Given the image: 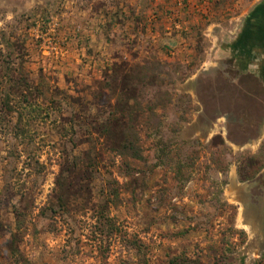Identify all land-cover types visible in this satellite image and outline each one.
<instances>
[{
    "label": "rangeland",
    "instance_id": "1",
    "mask_svg": "<svg viewBox=\"0 0 264 264\" xmlns=\"http://www.w3.org/2000/svg\"><path fill=\"white\" fill-rule=\"evenodd\" d=\"M262 1L77 0L116 23L108 65L94 68L99 48L70 42V0H0L1 264L15 263L11 240L31 264H264V140L247 146L264 89L238 75L250 68L239 57L264 66V10L260 34L243 28ZM49 23L67 48L58 58L42 53ZM137 75L142 109L129 85L119 107H138L142 160L91 129ZM91 150L97 167L60 194L61 165Z\"/></svg>",
    "mask_w": 264,
    "mask_h": 264
},
{
    "label": "trees",
    "instance_id": "2",
    "mask_svg": "<svg viewBox=\"0 0 264 264\" xmlns=\"http://www.w3.org/2000/svg\"><path fill=\"white\" fill-rule=\"evenodd\" d=\"M137 76L139 81H137L134 76L126 77L125 84L122 85L120 91L117 92V89L114 90L113 94L116 95L119 105L115 106L111 111L108 112V115L104 122L102 121L92 124L91 129L95 133L101 135L105 139V142L103 141V143L117 155L128 156L142 160L144 159V149L140 142L141 137L139 129L133 120V113L137 111L135 109H137L138 107H141L140 109H142L141 102L138 99L144 96V92H142L141 88L139 87V85H141L140 82L144 80V78L140 75ZM128 85L130 87H134L136 90L133 98L135 101H137L138 107L135 105L136 108H134L133 105H131L128 106L126 111H124V105L123 109L122 107L120 109L119 106L125 98V93L129 91ZM148 108L152 112L153 106L149 105ZM125 116L128 117V121L126 124H122L120 120H122ZM19 117H22L21 113L19 114ZM96 121L95 119H93L91 122ZM89 153L90 154L85 153V156L77 155L71 159L67 158L65 163L61 165L59 174L56 179V185L58 189H60V194L64 195L66 193H69L70 189H77L78 186H81V184L83 183V179L88 178V174H91L92 170L94 169H92V167H97L98 160L91 156L92 150ZM78 170L82 171L81 175L80 173H76ZM62 195H59L57 200L62 201ZM59 201H57V204L61 206L62 203H59ZM14 215L16 218V227L17 229H20L25 222L26 215L24 211H22L18 207H15ZM10 246L12 253L16 258L14 264H31L28 259H26L19 253V249L13 245L12 240L10 241ZM169 264H174L173 259Z\"/></svg>",
    "mask_w": 264,
    "mask_h": 264
},
{
    "label": "crops",
    "instance_id": "3",
    "mask_svg": "<svg viewBox=\"0 0 264 264\" xmlns=\"http://www.w3.org/2000/svg\"><path fill=\"white\" fill-rule=\"evenodd\" d=\"M69 1V0H67ZM71 5V13L74 16L75 25H73L71 30V36H70V42L73 45H81L83 47L79 48L80 50H83L85 52V48H87L88 44H92L93 46H96L99 48V54L101 57H97V63L93 62L89 67H96V65L105 66L108 65V57L107 51H106V43L105 40H102V38L106 35V32H109L108 25H111L113 31L116 30V23L111 22L110 15L107 14V11L104 10L103 6H100L99 10L91 9L90 7H80L77 3V0H70ZM136 1V0H134ZM159 2L160 0H155ZM193 2H196L197 0H192ZM201 0H198V3ZM190 8V7H189ZM82 20V21H81ZM111 22V24H110ZM82 32L85 33V37L82 36ZM105 34V35H104ZM239 35V34H238ZM101 37L102 43H99V38ZM107 39V38H106ZM108 40V39H107ZM106 40V41H107ZM223 43V42H222ZM224 47H229V45L226 46V44H222ZM77 54H75L76 56ZM76 63H78V59H76ZM242 72L239 74V77L244 76L241 75ZM264 140V124H263V131L259 135V137L252 143H247V146H250L251 150L254 151L260 146L262 141Z\"/></svg>",
    "mask_w": 264,
    "mask_h": 264
},
{
    "label": "flooded vegetation",
    "instance_id": "4",
    "mask_svg": "<svg viewBox=\"0 0 264 264\" xmlns=\"http://www.w3.org/2000/svg\"><path fill=\"white\" fill-rule=\"evenodd\" d=\"M263 3L261 4L263 7L262 8H257V11H255L256 13H255V15H253V13H252V15L250 16V20H248V17H247V19H246V23L243 25L244 27V29H246V31L245 32H247V34H246V36H248V39H249V36H250V39H249V41H251L252 39L251 38H253L254 37V32H256V33H259L260 34V31L262 32V30L261 29H259V30H257V28H255L254 26L256 25L255 24V21L257 20V17H258V15L260 14V12L262 11V10H264V0L262 1ZM248 20V21H247ZM257 26H259V24H257ZM244 29H242L241 31H239V40H241V38H243L244 39V33L245 32H243V30ZM243 33V34H242ZM242 35H243V37H242ZM239 60H243V61H241V63H243L244 65L245 64H248V66H250V68H247L246 70H244V69H241L240 67H239V69H240V71H239V74L242 72V74L241 75H251V77L252 78H250V79H254V82L255 83H257L258 85H259V87L261 88V86H262V88L264 89V66H260V70L261 71H259L258 73L257 72H253V70H251L252 68H253V65L255 66V63H254V61H250L249 60V58L247 57V56H244V57H239ZM252 66V67H251ZM238 74V75H239ZM244 78H242L241 80H243ZM239 83H241V81L239 82ZM263 89H261V90H263ZM258 90V89H257ZM250 95V94H249ZM247 97H249L248 95H246ZM245 95H244V97H246Z\"/></svg>",
    "mask_w": 264,
    "mask_h": 264
},
{
    "label": "built area",
    "instance_id": "5",
    "mask_svg": "<svg viewBox=\"0 0 264 264\" xmlns=\"http://www.w3.org/2000/svg\"><path fill=\"white\" fill-rule=\"evenodd\" d=\"M49 29L45 33L46 37L44 38V42L41 46L42 53L46 56H51L52 58H58L67 52V48L64 43H61L59 36L57 35V24L49 23ZM41 35V34H40ZM38 35V37L40 36ZM43 37V35H41ZM54 61V60H53Z\"/></svg>",
    "mask_w": 264,
    "mask_h": 264
}]
</instances>
